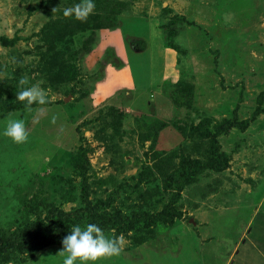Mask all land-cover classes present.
<instances>
[{
    "label": "rangeland",
    "instance_id": "374dc122",
    "mask_svg": "<svg viewBox=\"0 0 264 264\" xmlns=\"http://www.w3.org/2000/svg\"><path fill=\"white\" fill-rule=\"evenodd\" d=\"M76 2L0 0V131H28L0 135V229L123 234L89 264H264V0L64 16ZM24 75L44 105L17 98ZM62 247L8 244L0 264H63Z\"/></svg>",
    "mask_w": 264,
    "mask_h": 264
},
{
    "label": "clouds",
    "instance_id": "9594fccd",
    "mask_svg": "<svg viewBox=\"0 0 264 264\" xmlns=\"http://www.w3.org/2000/svg\"><path fill=\"white\" fill-rule=\"evenodd\" d=\"M95 0H77L72 6L63 9V15L85 20L95 9ZM18 84L20 90L16 93L19 100L25 102L26 107L33 103L44 105L47 100L46 89L39 83H30L27 75L21 76ZM0 135L10 137L16 143H22L28 139V131L22 118H10L7 120ZM123 234L107 235L104 229L95 222L83 225L77 223L71 226V230L63 237L62 249L63 264H89L102 257L119 255L123 250Z\"/></svg>",
    "mask_w": 264,
    "mask_h": 264
},
{
    "label": "trees",
    "instance_id": "16d2710c",
    "mask_svg": "<svg viewBox=\"0 0 264 264\" xmlns=\"http://www.w3.org/2000/svg\"><path fill=\"white\" fill-rule=\"evenodd\" d=\"M64 229L57 228L55 224H33L29 228L7 232L0 229V247L15 246L19 251H25L29 248L38 250L51 243L61 242L66 235Z\"/></svg>",
    "mask_w": 264,
    "mask_h": 264
},
{
    "label": "crops",
    "instance_id": "0c3cea01",
    "mask_svg": "<svg viewBox=\"0 0 264 264\" xmlns=\"http://www.w3.org/2000/svg\"><path fill=\"white\" fill-rule=\"evenodd\" d=\"M157 106H158V105H157ZM159 107H161V106H159ZM171 136H172L173 138H175V140H176V139H178V138H180V135H179V134H177V133H176V134H174V135L172 134Z\"/></svg>",
    "mask_w": 264,
    "mask_h": 264
}]
</instances>
